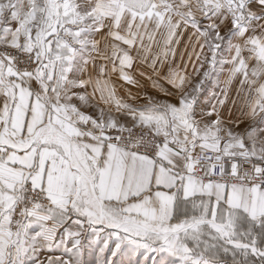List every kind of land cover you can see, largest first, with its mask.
Instances as JSON below:
<instances>
[{"label": "snow or ice", "instance_id": "1", "mask_svg": "<svg viewBox=\"0 0 264 264\" xmlns=\"http://www.w3.org/2000/svg\"><path fill=\"white\" fill-rule=\"evenodd\" d=\"M0 264H264V0H0Z\"/></svg>", "mask_w": 264, "mask_h": 264}, {"label": "rangeland", "instance_id": "2", "mask_svg": "<svg viewBox=\"0 0 264 264\" xmlns=\"http://www.w3.org/2000/svg\"><path fill=\"white\" fill-rule=\"evenodd\" d=\"M53 255H58L59 253H52Z\"/></svg>", "mask_w": 264, "mask_h": 264}]
</instances>
